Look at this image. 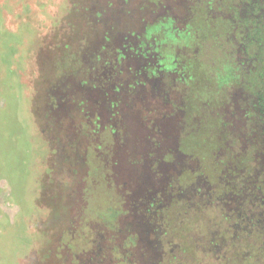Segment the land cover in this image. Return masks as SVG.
I'll list each match as a JSON object with an SVG mask.
<instances>
[{"label": "rangeland", "instance_id": "374dc122", "mask_svg": "<svg viewBox=\"0 0 264 264\" xmlns=\"http://www.w3.org/2000/svg\"><path fill=\"white\" fill-rule=\"evenodd\" d=\"M219 1L163 22L165 0H0V264H228L245 248L201 174L254 138L264 22H202L228 18ZM127 31L157 59L146 87L104 62Z\"/></svg>", "mask_w": 264, "mask_h": 264}, {"label": "trees", "instance_id": "16d2710c", "mask_svg": "<svg viewBox=\"0 0 264 264\" xmlns=\"http://www.w3.org/2000/svg\"><path fill=\"white\" fill-rule=\"evenodd\" d=\"M258 1L261 3L264 2V0ZM254 15L255 20L258 22H264V5L261 9L255 11ZM251 25L255 26L258 31L260 29L264 30V24L251 23ZM262 34H264V31ZM262 46L264 49V42L262 43ZM261 61V64H263L262 73L264 74V54L261 57ZM263 74H261L262 78H264ZM256 100L257 101L253 104L252 109H258V112L246 117L247 120L250 118L252 119L251 122H247V124L249 123L250 126H252L253 132L251 131L250 133H253L254 138L250 140L247 138H234L233 141L234 143L239 144V149H236V145L233 144L234 151L232 152H227L222 155L215 152L212 156L211 164L213 165V169H211V174H209V176L201 174V177L204 178L209 185L214 184L217 181L216 189H214V191L208 190L207 196L209 195L212 197V195H214L220 204V209L223 208L225 214L220 213V216L229 220L234 226H240V223L243 227L246 226L245 231H243L249 237L248 244L245 246V240L243 239L242 241L241 238L243 231L240 232L237 236V240H240L241 247L245 248H243L244 250L238 249L237 252L235 250V255H233L232 259L229 258L230 255L224 259L228 264H240L237 262V260L240 259L242 264H259L264 262V92H258ZM214 127L223 131V129L227 127V123L219 121ZM218 130L216 131L218 132ZM221 138L222 136H220V139L217 137L215 138L216 144H214V146L217 147V144L221 143ZM239 141H242V143ZM243 144H245L244 147ZM223 145H225V142ZM193 183L192 180L187 182L185 187L186 192L188 190H195V184ZM208 197L197 206V211L206 212L207 216L209 210H204V207L209 201ZM229 206H231L232 209L230 207L231 210L225 212L229 209ZM187 207L193 209L190 206ZM211 226L214 228L217 225L214 224ZM214 233L216 232H212V234L210 233L211 240L213 239ZM223 240L225 241V244L231 242L234 247L235 242L233 243L232 236H227V234H220L217 236V240H214L212 245H218L219 243H222ZM188 244L181 241V244H179V246L177 244L175 248H178L179 252H181V254L179 252L178 254L183 258H185L186 255L192 260L197 256L198 252H196V249H193L192 245ZM182 246H187L188 250L180 249ZM212 249L215 251L211 252L212 255H214L213 253H217L216 250L218 249ZM229 250L230 249H228V251ZM207 254H210V250ZM237 255L241 256V258L236 257Z\"/></svg>", "mask_w": 264, "mask_h": 264}, {"label": "flooded vegetation", "instance_id": "af4514ba", "mask_svg": "<svg viewBox=\"0 0 264 264\" xmlns=\"http://www.w3.org/2000/svg\"><path fill=\"white\" fill-rule=\"evenodd\" d=\"M217 0H165V20L163 22H195L199 21L198 19H195V12L193 10V7L199 6L200 9H205L211 11L212 4ZM225 2V5L221 6L222 8L226 7L228 12V18L221 19L220 17H213L210 20H202V22H258L254 19L255 15L254 12L258 9H261L264 5V2L261 3L258 0H220V5ZM187 2L189 5H192L190 7L185 6L183 3ZM183 5V7L181 6ZM239 6L241 9H245L243 13L239 10ZM242 6V7H241ZM262 6V7H261ZM261 7V8H260ZM218 10L221 11L220 7H218ZM222 12V11H221ZM171 15L168 16V15ZM187 17V18H185ZM95 19H99V14L96 13ZM179 19V20H178ZM174 29V27H173ZM236 29V28H234ZM136 33L132 32L129 33L124 32L121 35H119V38L121 40L120 45L113 51V54L111 56L112 61H104L105 63H108L110 66H112L113 69L116 68L117 75H130L131 78L134 79L133 82H131L132 86H129V89H135V88H141L146 87L148 79H153L154 81H158V79L153 78L154 75L150 76L149 69L153 67L156 64V57L155 55H149L146 56V59L142 58L140 54H137L136 48H137V41L136 36L134 35ZM138 35V34H137ZM174 38V35H173ZM104 39V45L103 49L107 50L109 47V37ZM177 39V38H176ZM183 43H186L185 41ZM121 48V51L124 52V55L122 59L120 60V57H116L117 52ZM103 50V51H105ZM101 55V54H100ZM248 56H244L242 58V64H246L248 61ZM132 60H135L137 62V66L131 70L130 68L127 69V64H129ZM125 65L126 69L123 71L122 66ZM176 72V70H174ZM174 72L170 73H159L158 77L160 78L163 73L165 75H171L174 74ZM83 84V83H82ZM130 85V84H129ZM147 89V88H146ZM257 96V94L251 93V96ZM257 99V98H256ZM112 106V104H111Z\"/></svg>", "mask_w": 264, "mask_h": 264}]
</instances>
